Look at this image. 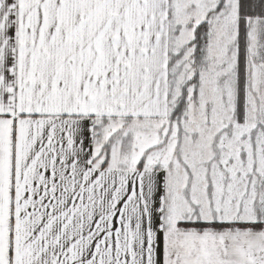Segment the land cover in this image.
<instances>
[{"label": "snow or ice", "instance_id": "obj_1", "mask_svg": "<svg viewBox=\"0 0 264 264\" xmlns=\"http://www.w3.org/2000/svg\"><path fill=\"white\" fill-rule=\"evenodd\" d=\"M0 264H264V0H0Z\"/></svg>", "mask_w": 264, "mask_h": 264}]
</instances>
